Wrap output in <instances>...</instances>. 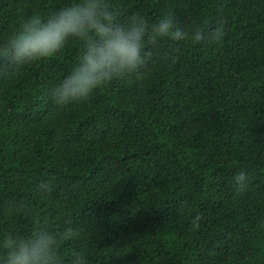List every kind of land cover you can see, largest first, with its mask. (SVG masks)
<instances>
[{"label": "trees", "instance_id": "16d2710c", "mask_svg": "<svg viewBox=\"0 0 264 264\" xmlns=\"http://www.w3.org/2000/svg\"><path fill=\"white\" fill-rule=\"evenodd\" d=\"M68 2L0 0V43ZM107 2L120 20L170 14L221 35L147 46L138 75L60 112L49 90L77 43L0 66V238L69 223L84 237L65 256L83 246L89 264H264V0Z\"/></svg>", "mask_w": 264, "mask_h": 264}, {"label": "clouds", "instance_id": "9594fccd", "mask_svg": "<svg viewBox=\"0 0 264 264\" xmlns=\"http://www.w3.org/2000/svg\"><path fill=\"white\" fill-rule=\"evenodd\" d=\"M220 35L219 29L213 33L201 24L178 26L170 14L154 22L139 12L120 20L107 0H69L50 13L32 12L22 19L12 36L0 43V66L4 75H12L57 56L70 42L77 43L71 70L49 90L53 109L60 112L85 104L113 81L138 75L147 46L164 39L177 45L200 44ZM234 182L237 191L246 190L248 173L239 171ZM36 190L47 194L50 185L42 181ZM83 237V231L69 223L28 236L8 234L0 238V264H89L83 246L71 248L65 256V248L80 245Z\"/></svg>", "mask_w": 264, "mask_h": 264}]
</instances>
